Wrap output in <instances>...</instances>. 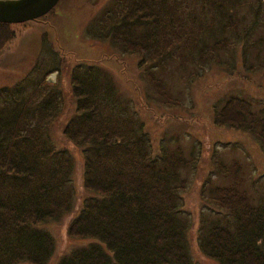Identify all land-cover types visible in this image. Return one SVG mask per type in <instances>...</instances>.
Masks as SVG:
<instances>
[{
	"label": "trees",
	"instance_id": "obj_1",
	"mask_svg": "<svg viewBox=\"0 0 264 264\" xmlns=\"http://www.w3.org/2000/svg\"><path fill=\"white\" fill-rule=\"evenodd\" d=\"M241 8H249L248 17ZM263 14L249 0H115L86 35L139 56L157 93L180 103V90L172 97L156 70L183 65L174 56L191 62L204 56L197 60L202 65L225 67L222 50L239 46L245 56L254 45L264 47L263 33L252 36ZM13 25L0 22V52L15 36ZM62 59L38 77L35 63L31 74L0 87V264H48L55 240L46 226L69 215L67 236L90 243L73 247L56 264H194L182 171L197 164L195 150L189 157L179 149L154 150L112 74L80 62L70 74L74 113L62 131L81 151L85 194L78 205L73 157L50 134L62 99L46 76ZM258 115L232 96L214 118L224 127L255 132L257 126L254 135L262 141L264 115ZM217 169L229 172L219 163ZM232 181L209 189L207 198L221 214L200 221L196 247L217 264H264V197L254 203L239 187L242 180Z\"/></svg>",
	"mask_w": 264,
	"mask_h": 264
},
{
	"label": "rangeland",
	"instance_id": "obj_2",
	"mask_svg": "<svg viewBox=\"0 0 264 264\" xmlns=\"http://www.w3.org/2000/svg\"><path fill=\"white\" fill-rule=\"evenodd\" d=\"M249 1L255 5L259 3L260 11H264V0ZM114 2L60 0L42 18L14 24V38L0 52V87L31 74L35 63L40 64L36 73L38 77L63 57L59 68L46 76L47 81L57 83L62 99L61 113L50 134L55 145L73 157V181L79 205L85 194L82 189L81 151L62 133L74 113L70 74L77 62L84 66H99L111 73L119 93L135 108L137 117L151 136L154 150L162 146L168 150L179 149L186 157L195 150L197 164L182 171L188 182L183 198V215L192 223L189 230L190 253L194 264H217L204 258L196 247L200 221L221 214L207 198L209 189L229 185L235 178L237 182L242 180L239 187L247 190L254 203L262 202L264 140L259 141L254 135L260 132L257 126L253 130L255 132L224 127L215 123L214 115L232 96L246 100L257 116L264 115V47L254 45L256 48L247 50L245 56H240L239 46L222 50L220 61L228 62L224 65L226 68L210 61L202 65L197 60L204 56H194L197 62L189 60L190 64L186 60L188 56H174L173 59L182 60L183 65L178 63L177 67L172 63L170 67L156 70V74L167 83L166 89L171 96L180 90L181 94L176 99L181 102L174 103L164 94L157 93L148 76L147 64L141 63L139 56L123 52L110 41L86 35L90 23L103 19L112 10ZM248 10L241 8L243 17L249 16ZM262 16L264 18V14ZM263 24L253 27V37L264 34ZM217 163L229 172L220 170L219 173ZM71 217L66 216L60 223L46 226L55 240V252L48 264H56L73 247L90 243L89 240H74L67 236Z\"/></svg>",
	"mask_w": 264,
	"mask_h": 264
},
{
	"label": "water",
	"instance_id": "obj_3",
	"mask_svg": "<svg viewBox=\"0 0 264 264\" xmlns=\"http://www.w3.org/2000/svg\"><path fill=\"white\" fill-rule=\"evenodd\" d=\"M59 0H0V22L9 24L36 20L47 14Z\"/></svg>",
	"mask_w": 264,
	"mask_h": 264
}]
</instances>
